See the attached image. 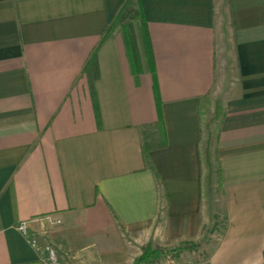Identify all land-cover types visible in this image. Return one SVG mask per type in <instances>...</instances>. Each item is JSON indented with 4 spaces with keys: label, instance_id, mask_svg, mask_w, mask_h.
<instances>
[{
    "label": "crops",
    "instance_id": "crops-1",
    "mask_svg": "<svg viewBox=\"0 0 264 264\" xmlns=\"http://www.w3.org/2000/svg\"><path fill=\"white\" fill-rule=\"evenodd\" d=\"M122 1L0 0V264H133L145 246L199 242L212 213L205 97L223 110L226 225L206 260L177 264H264V0H139L159 110L120 30L100 41ZM93 51L98 120L83 72ZM149 131L160 139L147 162Z\"/></svg>",
    "mask_w": 264,
    "mask_h": 264
},
{
    "label": "trees",
    "instance_id": "trees-1",
    "mask_svg": "<svg viewBox=\"0 0 264 264\" xmlns=\"http://www.w3.org/2000/svg\"><path fill=\"white\" fill-rule=\"evenodd\" d=\"M117 29L120 30L121 36L123 38L127 56L130 61L131 70L133 72L135 80L138 82V76L143 73L144 70H148L153 78V88L155 92V97L158 96L156 92V82H155V68H154V59L152 55L151 43L147 29V23L143 16L142 8L139 0H123L121 5L119 6L116 13L111 17L109 23L107 24L103 35L101 37L102 41L110 34L115 32ZM83 72L86 73L89 81L90 93L93 100V108L95 111V115L98 120V111L97 105L95 103V92H94V80L98 76V68L95 57V52L93 51L89 58L86 60L83 66ZM156 102L159 110V100L156 97ZM223 110L221 104L219 102H215L214 104V113L213 116H216V120L222 117ZM213 117L209 118L208 121L204 124V128L206 130V145L204 149L201 151V163L207 165V176L206 179L203 178V182L207 185L212 186L213 180L212 178L216 176L218 182L220 180V169L218 166V158L217 151L215 148V142L217 139L216 134L213 133L211 124L213 123ZM214 139V143L212 140ZM213 144V156L215 160V165H212L210 159V145ZM143 148V156L145 161H149V151L151 150V146L146 139H143L142 143ZM210 189V187H209ZM208 189V190H209ZM196 246L195 243H185L178 247L171 248V254L174 256H178L179 252L185 249L194 248ZM166 251L162 249H151L149 246H145L142 248L141 254L137 256L133 264H144L147 261L154 262L159 258L165 255Z\"/></svg>",
    "mask_w": 264,
    "mask_h": 264
},
{
    "label": "rangeland",
    "instance_id": "rangeland-1",
    "mask_svg": "<svg viewBox=\"0 0 264 264\" xmlns=\"http://www.w3.org/2000/svg\"><path fill=\"white\" fill-rule=\"evenodd\" d=\"M213 101L212 99H210L209 97H205L202 100V104H201V120H202V124H203V138L201 141V150L204 149L205 145H206V130L204 128V124L208 121L209 118L213 117V123L211 124V128L214 134H216V130H217V120H216V116H213L212 114V109H213ZM150 136V137H148ZM148 138L146 139V141L149 142V140H151L152 142L155 140H159V137H155L154 133L152 131H149L148 134ZM214 137L212 140V143H214ZM213 144L210 145V159L212 162V165H215V160H214V156H213V150H214V146H212ZM207 170L208 167L207 165H203V178L206 179L205 177L207 176ZM213 180V184L212 186H210L209 184L207 185L206 183H204L203 185V190H204V198L205 201L207 202L211 213V220L209 223V226L207 228V230L203 231V236L201 237V240L196 244L197 248L194 249L193 251H189L186 254L182 253L181 255H179L178 257H176V259L174 258V255L170 256L171 258H162L159 259L157 262L153 263V264H177V259L184 258L187 260H194L195 262H203L204 260L207 259L211 249L213 248L214 243L216 242V240L220 237L221 233L223 232L225 225H226V219H225V214L223 211V207H222V202H221V190L219 188L218 185H216V176H214L212 178ZM213 188L212 193L213 195L211 197H208L207 195H205L206 189ZM162 249V248H160ZM166 249V248H165ZM162 249V250H165ZM170 248L167 251V253L171 254V251H169ZM193 256V257H192ZM186 264V263H184Z\"/></svg>",
    "mask_w": 264,
    "mask_h": 264
},
{
    "label": "built area",
    "instance_id": "built-area-1",
    "mask_svg": "<svg viewBox=\"0 0 264 264\" xmlns=\"http://www.w3.org/2000/svg\"><path fill=\"white\" fill-rule=\"evenodd\" d=\"M18 229L25 235L27 236L29 242L31 243V245L37 249L42 251L44 254H47L48 257L53 256L55 250L53 248V246L49 243H43L39 240H36L35 236H29L26 232L25 226L23 224H20L18 226Z\"/></svg>",
    "mask_w": 264,
    "mask_h": 264
}]
</instances>
